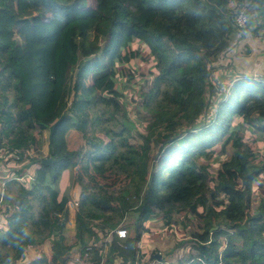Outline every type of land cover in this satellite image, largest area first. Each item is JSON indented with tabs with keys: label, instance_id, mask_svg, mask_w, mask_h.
<instances>
[{
	"label": "trees",
	"instance_id": "16d2710c",
	"mask_svg": "<svg viewBox=\"0 0 264 264\" xmlns=\"http://www.w3.org/2000/svg\"><path fill=\"white\" fill-rule=\"evenodd\" d=\"M91 1L0 0V149L19 162L36 148L34 132L47 131L53 159L45 165L31 157L17 170L2 166L0 264H16L28 249L45 244L49 251L27 264H67L76 251L92 264H147L136 247L144 224L156 213L168 223L173 213L198 215L201 208L217 229L194 233L190 248L198 256L176 264H264V200L248 213L252 192L264 187V167L247 166L241 151L250 138L264 142V79L215 65L238 31L233 9L229 13L226 0ZM85 20L89 24L77 31L80 62L68 63L58 84L62 34ZM243 30L264 38V0H248ZM134 45L153 60L152 87L136 94L143 105L136 110L148 117L141 144L131 142L132 121L117 117L112 103L121 101L120 86L128 90L138 72L128 65L138 54ZM57 86L56 106L45 113ZM228 146L232 158L211 177L212 164L198 160L216 158ZM33 163L39 169L31 172ZM85 163L118 167L131 177L110 193L85 183ZM66 171L74 172L78 199L72 212L69 195L57 188ZM119 228L125 239L113 233ZM220 238L225 246L218 252Z\"/></svg>",
	"mask_w": 264,
	"mask_h": 264
},
{
	"label": "rangeland",
	"instance_id": "374dc122",
	"mask_svg": "<svg viewBox=\"0 0 264 264\" xmlns=\"http://www.w3.org/2000/svg\"><path fill=\"white\" fill-rule=\"evenodd\" d=\"M227 6L226 9L235 13L237 11L238 5L241 3V0H226ZM87 4L91 6L93 3L91 0H87ZM228 13V14H229ZM90 21H75L68 25L64 30L61 37V50L57 52L56 62L58 64V70L55 73V79L59 84L60 81L64 79V72L67 69V64L77 65L80 62V57L78 54L77 47V31L81 32L89 24ZM96 42L102 44V40L99 37H96ZM137 45L133 46V49H137ZM137 51V56H132L129 61V66L137 68V73L135 74L134 79L130 80L128 84V90L125 89V86L121 85L119 88L121 93L124 94V97L121 101L113 100L115 115L117 117L128 118L126 120L132 121L131 133L132 138L131 142L134 144L142 143V136L146 133L145 127L148 123V117L143 110H136V107H139V104L142 105V100L137 99L136 94L148 93L152 87V77L150 75V64L153 63L151 57L147 55V52L139 48ZM107 55L108 50L105 48L101 51ZM100 53V57L102 54ZM215 65L221 67H230V69H235L237 72L245 74L252 77H260L264 79V38L261 36L254 37L245 30L236 31V34L232 36L231 48L220 56ZM124 67V66H123ZM126 67V66H125ZM124 82L126 79L123 80ZM62 83V82H61ZM57 84V85H58ZM58 87V86H57ZM57 94L54 96L51 106L43 111L48 113L55 108L56 103L59 99V93L61 87H58ZM129 111V112H128ZM38 115V114H37ZM136 116V118H135ZM135 124V125H134ZM245 126H242V135H246ZM37 140V146L35 149L30 150L28 153V158H23L21 161L16 160V155L13 152H8V149H0V169L2 165H7L13 170H17L23 167L28 160L32 157L34 159H39L40 162L44 159L51 158L48 143H47V131L34 132ZM101 137L106 141V139L101 135ZM253 137V136H252ZM241 151L245 154L243 156V162L247 166L255 165L256 167H264V142L256 140L255 137L250 138L249 143L246 147H242ZM152 155L156 154L155 149L151 148ZM216 153V158H210L208 161L204 159H199L198 162L201 165H209V171L212 173L211 177L215 175V172L220 169L221 165L224 162H227L234 153V149L231 146H228L224 153ZM241 152V153H242ZM39 165L33 163L29 170L31 172L37 171ZM12 174V172H10ZM41 174V171L38 172ZM73 171H66L60 179L58 180L57 188L61 194H70L73 195L76 193V190L71 187L72 184V175ZM81 173L85 180L86 184L91 186H102L105 190L110 193H117L119 189L124 186L130 179L131 174L127 171H123L118 167H107L102 169L97 163H85L81 169ZM32 175V174H31ZM261 177L264 178V172L261 174ZM236 185L238 188L241 187V179L237 177L235 179ZM24 183V181H23ZM2 188V185H0ZM258 186V185H257ZM253 196L256 198H251L248 212L253 211L259 203L264 200V187L258 186L256 190L252 192ZM219 196V193H217ZM209 202L208 206L211 205ZM161 214H155L156 217L153 221H147L144 224V231L141 232L140 241L136 243L138 253L142 262L147 264H176L179 260L187 259L193 262L197 255V252L194 249H191L190 246L194 240V233H202L204 229L213 232L217 229V225L214 223L213 219L207 218V210L202 208L198 210V215L189 214L186 212L173 213L169 217V222L160 217ZM168 220V219H167ZM94 222L90 223V226ZM67 229H71L72 222H66ZM205 226V227H204ZM1 227V226H0ZM4 229L1 228L0 232H3ZM71 234V231L68 230ZM68 234L67 232L65 233ZM128 236H135V230L131 229L128 231ZM70 236L68 235V241H70ZM110 240V237L108 238ZM237 248L242 249L243 243L239 240H233ZM225 246L224 238L219 239L217 245V250L220 252ZM28 250L27 260H30V257H34V252ZM33 251L35 249L33 248ZM36 255L41 257V254L47 253L49 251L48 244L37 248ZM75 254H78L76 251ZM25 255V257H26ZM155 257L152 259L151 257ZM158 256V259H156ZM119 261L115 262L116 264ZM27 264L25 259L19 260L16 264ZM67 264L72 263V256L70 257ZM108 264V263H103Z\"/></svg>",
	"mask_w": 264,
	"mask_h": 264
},
{
	"label": "built area",
	"instance_id": "2783aa9c",
	"mask_svg": "<svg viewBox=\"0 0 264 264\" xmlns=\"http://www.w3.org/2000/svg\"><path fill=\"white\" fill-rule=\"evenodd\" d=\"M247 7H248V0H241V3L238 5L237 11L232 13V21L235 25V27L240 31L241 29L245 28L246 23H247ZM78 206V199L76 193L73 195L69 194V201H68V210L70 212L76 210ZM68 219L66 220V222ZM70 221V220H69ZM117 235L119 239H124L126 238V230L124 229H116L113 231ZM110 237V240L108 239ZM112 240V237L109 235L106 238L107 242H110ZM73 264H92L88 260H83L80 258L79 254H75L73 256ZM129 264H135V263H129Z\"/></svg>",
	"mask_w": 264,
	"mask_h": 264
},
{
	"label": "crops",
	"instance_id": "0c3cea01",
	"mask_svg": "<svg viewBox=\"0 0 264 264\" xmlns=\"http://www.w3.org/2000/svg\"><path fill=\"white\" fill-rule=\"evenodd\" d=\"M3 166V165H2ZM1 166V168L2 169H0V185H2V187H3V185H4V175L6 174V171H7V169L5 168V167H2ZM2 188H1V186H0V194H1V192H2ZM5 220H4V216H3V213H1L0 212V226H1V228H3V229H5V222H4ZM32 250V252H34V257L33 258H31L30 257V260L29 261H31V259H34V258H40V257H38L37 255H36V253L38 252V251H36V249H35V251H33V248H31ZM29 250V249H28ZM26 254H28V253H26ZM43 255L41 254V257H42ZM23 259H25V261L28 263L29 261L27 260V255H26V257L24 256V258ZM158 260H160L159 258H158ZM72 262H73V256H72ZM22 264H24V263H22ZM116 264V263H115Z\"/></svg>",
	"mask_w": 264,
	"mask_h": 264
},
{
	"label": "water",
	"instance_id": "95a60500",
	"mask_svg": "<svg viewBox=\"0 0 264 264\" xmlns=\"http://www.w3.org/2000/svg\"><path fill=\"white\" fill-rule=\"evenodd\" d=\"M42 162L45 165H51L53 163V159L52 158L44 159L42 160ZM156 259H158V256H156Z\"/></svg>",
	"mask_w": 264,
	"mask_h": 264
},
{
	"label": "clouds",
	"instance_id": "9594fccd",
	"mask_svg": "<svg viewBox=\"0 0 264 264\" xmlns=\"http://www.w3.org/2000/svg\"><path fill=\"white\" fill-rule=\"evenodd\" d=\"M244 29V28H243ZM243 29H241V30H243ZM249 214H252V211L251 212H248ZM122 229V228H121ZM125 230V229H124ZM126 234H127V232H126ZM127 237V236H126ZM125 239V238H124Z\"/></svg>",
	"mask_w": 264,
	"mask_h": 264
}]
</instances>
